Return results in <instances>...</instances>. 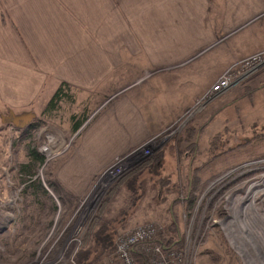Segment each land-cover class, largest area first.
Wrapping results in <instances>:
<instances>
[{
  "label": "rangeland",
  "instance_id": "374dc122",
  "mask_svg": "<svg viewBox=\"0 0 264 264\" xmlns=\"http://www.w3.org/2000/svg\"><path fill=\"white\" fill-rule=\"evenodd\" d=\"M212 86L130 149L97 153L90 128L129 88L69 85L71 97L49 113L0 104V264H126L124 253L131 264H264V66L210 100ZM73 118H85L77 133ZM31 123L46 156L33 179L51 196L45 207L19 173ZM98 160L105 164L73 192L67 176ZM139 229L144 240L127 247Z\"/></svg>",
  "mask_w": 264,
  "mask_h": 264
},
{
  "label": "crops",
  "instance_id": "0c3cea01",
  "mask_svg": "<svg viewBox=\"0 0 264 264\" xmlns=\"http://www.w3.org/2000/svg\"><path fill=\"white\" fill-rule=\"evenodd\" d=\"M261 50L264 0H0V104L45 113L64 83L84 93L127 87L88 143L124 150ZM93 162L67 176L73 192L105 164Z\"/></svg>",
  "mask_w": 264,
  "mask_h": 264
},
{
  "label": "trees",
  "instance_id": "16d2710c",
  "mask_svg": "<svg viewBox=\"0 0 264 264\" xmlns=\"http://www.w3.org/2000/svg\"><path fill=\"white\" fill-rule=\"evenodd\" d=\"M70 89L71 88L69 87L68 84L66 83L62 84L61 87L57 90V92L53 96V98L51 99L48 108L46 110V113L57 111L59 109L60 103H62L64 99L66 100L71 97V96L69 97L68 94ZM84 119L76 122V118H73L74 125L72 130L74 133H77L79 129L82 127L84 123ZM38 128L39 126H37L36 123H31L27 125L23 131V140L26 141L24 142L26 143L24 148L27 153L28 161L25 162L23 165H21V170H19V173L23 179V182H28L29 184H31L30 187L32 189V195H34L33 196L34 199H37L38 206L45 207V205H43L44 203L43 197L48 196V198L51 199V196H49V192L47 191V189L43 187V183L41 181L37 179L33 182L34 177L37 176L39 169H41L45 165V161H46V156L39 151L38 144L35 142L33 135H31V133H33ZM26 135L28 136L25 137ZM37 181L38 183L36 184L35 182ZM49 186L55 193L59 194V184L54 182H49ZM60 199H62V197ZM50 207L52 211L57 210V208H55L53 203L51 204Z\"/></svg>",
  "mask_w": 264,
  "mask_h": 264
},
{
  "label": "built area",
  "instance_id": "2783aa9c",
  "mask_svg": "<svg viewBox=\"0 0 264 264\" xmlns=\"http://www.w3.org/2000/svg\"><path fill=\"white\" fill-rule=\"evenodd\" d=\"M262 66H264V54L253 56L244 62L234 64L229 67L224 74L214 83L211 92L207 95L208 99H214L216 96H220L226 93L228 90L233 88L244 80H248L250 76L256 73ZM145 232L142 229L137 230L132 236H130L125 244L127 247H132L143 241ZM123 248L125 246H122ZM145 251L152 250V248H144ZM159 251V250H158ZM125 255L126 264H131L127 254ZM124 258V257H123Z\"/></svg>",
  "mask_w": 264,
  "mask_h": 264
},
{
  "label": "bare ground",
  "instance_id": "6f19581e",
  "mask_svg": "<svg viewBox=\"0 0 264 264\" xmlns=\"http://www.w3.org/2000/svg\"><path fill=\"white\" fill-rule=\"evenodd\" d=\"M123 170H124V169H123ZM121 171H122V169H121ZM123 172H124V171H123ZM112 173L115 174L114 176H118V175H119V174H118V171H116V170H115L114 172H112ZM114 176H113V177H114ZM113 177H111V178H113Z\"/></svg>",
  "mask_w": 264,
  "mask_h": 264
}]
</instances>
